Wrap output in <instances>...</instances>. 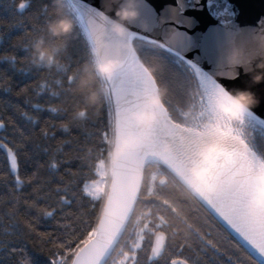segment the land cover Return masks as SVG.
Segmentation results:
<instances>
[{
  "label": "trees",
  "instance_id": "16d2710c",
  "mask_svg": "<svg viewBox=\"0 0 264 264\" xmlns=\"http://www.w3.org/2000/svg\"><path fill=\"white\" fill-rule=\"evenodd\" d=\"M7 2L0 0V5L4 4V9L0 10V48L3 47V41L5 47L26 43V50L21 48L18 54L21 63L14 67L17 71L22 66L30 69L33 79L9 72L13 67L11 60H7L0 68V72L7 74L8 81L0 85V228H10L8 233L0 231V238L6 246L25 248L26 255L31 259L34 253L47 254L39 253L36 247H48L47 244L41 245L38 238V234L44 233L45 240L50 238L56 245H64L57 250L64 258L62 264H70L77 250L94 234L107 193L106 190L102 198L95 199L86 194L85 186L97 178L99 162L108 165V171L110 169L113 111L109 90L104 76L97 74L94 87L101 90L100 103L91 107L85 104L82 93L73 91L81 66L85 62L94 64L98 58L92 44L86 43L82 34L84 29L78 27L74 10L67 0H61L58 5H54L52 0H45L51 14L43 18L32 8L22 16L9 11ZM57 9L60 14L72 19V34L57 38L47 31V21L57 15ZM20 21L23 22L22 27L18 24ZM28 26H35L37 30L32 31ZM40 38L49 45H61L66 41L58 50L57 63L51 67L37 65L29 58L33 44ZM135 48L155 77L163 104L167 102L166 106L176 116L177 102L184 103L185 98L195 91L190 71L178 66L173 62L176 58L158 47L139 41L135 43ZM156 56L175 71L169 73L167 79L162 77L160 80L150 69V65L157 64V60L153 59ZM67 63L73 65L68 74L75 72L69 93H61L59 99L53 102L57 108L55 113L38 119L41 114L31 106L36 102L35 95H18L20 88L24 84L35 86L40 77L48 73H51L48 81H52L53 77L64 76L62 66ZM56 88L52 83V87H45L41 95L47 100ZM80 107L87 108V115L83 118L75 115ZM110 108L111 116L108 114ZM52 123L56 127L53 129L49 126V136L45 138L42 129ZM241 130L253 150L264 155V140L257 138L253 141V132L247 123ZM105 131L107 135H104ZM52 132H55L54 137ZM2 145L11 151L9 156L3 152ZM153 167L160 166L153 165L147 170ZM173 181L184 194L187 193ZM149 185L147 181L126 231L134 226L133 220L142 218L145 211L153 209V205L157 204L159 196L154 198V193L151 195ZM137 226L140 228L142 224Z\"/></svg>",
  "mask_w": 264,
  "mask_h": 264
},
{
  "label": "snow or ice",
  "instance_id": "6c2138e0",
  "mask_svg": "<svg viewBox=\"0 0 264 264\" xmlns=\"http://www.w3.org/2000/svg\"><path fill=\"white\" fill-rule=\"evenodd\" d=\"M67 3L74 10L78 27L84 29L82 34L86 38V43L90 44L93 39L97 41L101 39L109 20L102 10H98L100 6L91 0H67ZM7 5L9 11L21 16L30 8L42 18L51 14L45 0H8ZM147 6L154 15L160 14L149 0ZM197 7L203 8L199 0H176L174 11L182 19L166 21V24L174 25L176 29L181 30L176 34L183 37L181 41L183 51L172 50L167 45L162 47L176 58L174 63L190 70L194 78L195 91L190 97L185 98L184 103L177 102L176 116H173L172 111L166 106L167 102L165 104L150 102V97L156 92V81L146 68L142 66L137 85L132 88L117 86L112 75L115 70H110L105 82L112 86L110 95L114 96L118 115L117 133L119 137L129 141L121 155L138 163H143L145 159L151 157L162 167L178 175L213 208L226 225H231L244 233L252 229L245 242L252 240L255 250L264 257V233L260 231L264 228V207L257 202L264 197V155L253 150L241 130L247 123L252 129L253 141L257 138L264 140V114L244 110L241 112V120L232 121L218 111L217 102L229 100L227 90L236 87L237 82L247 74L240 71L235 77L214 78L208 71L213 67L216 43L222 36L234 37L236 32L228 27L231 21L224 18L220 21L224 27L223 32L216 30L208 36L198 35L195 28L200 21L196 17L185 15L187 9ZM2 9L4 4L0 5V10ZM85 11L95 14L89 15L86 23ZM164 11L173 12V8ZM218 15L230 16L229 7L224 5ZM18 24L23 26L22 21ZM28 27L32 31L37 30L35 26ZM256 27H264V15L259 16ZM129 35L134 39H148L149 42H155L148 34L130 33ZM8 36L10 39V31ZM21 48L26 50V43L9 44L5 47L3 41V47L0 48V65H2L0 68L7 60H11L13 67L8 71L27 76L31 80L33 77L30 75V69L22 66L17 71L14 67L15 64L21 63L18 60ZM134 59L129 62H133ZM72 67L71 63H67L62 66L64 76L53 77L52 81H48V76L51 75L48 73L40 77L35 86L24 84L20 88L18 95L21 93L25 96L35 95L36 102L31 106L41 114L38 119H43L49 113H55L57 108L53 102L59 99L61 93L65 95L69 93L75 76V72L68 74V70ZM76 70L78 71V66ZM6 75L0 72V85L7 84ZM52 83L57 88L53 89L49 98L45 100L41 92L45 87L51 88ZM261 99L264 100V94L261 95ZM153 113L159 115L153 117ZM108 114L112 115L111 108ZM49 126L53 129L56 127L54 123L46 124L42 129L45 138L49 136ZM51 135L54 137L55 132ZM104 135H107L106 131ZM0 231L8 233L10 228H0ZM45 235L40 233L38 238L41 240V245L47 244L48 247H36L39 253L47 254L34 253L31 259L26 255L25 248L6 246L5 241L0 238V264H62L64 258L57 249L64 245H56L50 238L45 240Z\"/></svg>",
  "mask_w": 264,
  "mask_h": 264
},
{
  "label": "water",
  "instance_id": "95a60500",
  "mask_svg": "<svg viewBox=\"0 0 264 264\" xmlns=\"http://www.w3.org/2000/svg\"><path fill=\"white\" fill-rule=\"evenodd\" d=\"M91 2L100 6L98 10H102L103 14L108 17L109 22L105 25V31L110 23V16L112 13L106 15V6L102 0H91ZM149 3L156 8V11L160 13L159 15H154L149 11V7L147 6L148 0H143V3H141V0H132L131 6L136 8L139 15L135 19L129 21L130 28L127 35L124 38L116 36L110 37V46L100 49L99 52H95L98 60L101 58L119 59L120 63L112 73L117 86L128 88L135 87L139 80L142 66L151 73L136 51V42L140 41L149 46L158 47L171 56H173L172 53L165 51L162 45H167L170 49L175 51H183L181 45L183 37L176 34L181 30L176 29L174 25L166 24V21L170 19L179 20L182 18L176 12L164 11L167 8H175L176 0H149ZM199 4L203 5V8H189L185 13V15L196 17V19L200 21L195 28L198 35L208 36L216 30L223 32L224 27L220 24V21L224 18L231 21L228 27L232 28L231 30L233 32H236L234 37L222 36L215 45L216 52L213 67L208 69L215 78L219 77V75H217L219 70H227L232 67V65L229 64V58L237 47L243 48L245 52L252 50L254 46L251 39L252 30L253 27L257 26L259 16L264 15V0H199ZM96 5L91 6L96 7ZM209 5H211V7ZM224 5L229 7L231 15L228 17H221L218 15ZM118 6L119 3L111 4L113 10ZM89 15L94 16L95 14H89L85 11V23ZM130 33H136L137 35L148 34L155 42H149L148 39H134L129 35ZM98 41L93 39L91 42L94 49L98 48ZM123 42H126L129 46H122ZM132 58H135L134 61L129 62ZM237 71L238 73L240 71L244 72L243 68L239 67H237ZM108 76L109 75L104 76L105 81ZM106 84L110 94L112 86L108 83ZM243 88H250L256 94L258 103L253 105L251 109L238 108L235 112L227 113L219 107L218 101L217 109L223 116H229V119L233 118L235 121H239L241 120V112L244 110L264 114V100L261 99V95L264 94V82L254 84L250 81L249 76L246 75L237 82L236 87L230 88L227 91L229 93V91ZM110 101L113 111V144L110 156L109 186L95 232L91 238L77 250L70 264H105L109 260L135 212L136 205L143 189L146 168L150 165L162 167L160 163L154 161L151 157L145 159L143 163H138L135 160L125 159L121 155L129 141L118 136V115L116 113L114 96L110 95ZM150 102L154 104H163L157 82L156 92L150 97ZM152 115L155 117L158 116L159 113H153ZM138 118H142V116H138ZM2 149L5 155L9 156L11 154V151L6 146H3ZM162 168L167 170L187 191H189L202 206L257 261H259L260 264H264V257L259 255L255 250L254 242L252 240H248L247 243L245 242L247 235L251 233L252 229L244 233L238 231V229L231 225H226V223L222 222L213 208L188 187L178 175L165 167ZM161 180L163 181L160 182L162 185L166 179L162 178ZM257 202L261 207H264V197ZM260 231L264 233V228H261Z\"/></svg>",
  "mask_w": 264,
  "mask_h": 264
},
{
  "label": "flooded vegetation",
  "instance_id": "af4514ba",
  "mask_svg": "<svg viewBox=\"0 0 264 264\" xmlns=\"http://www.w3.org/2000/svg\"><path fill=\"white\" fill-rule=\"evenodd\" d=\"M165 178L163 182L161 179ZM167 170L153 167L144 181L157 198L133 220L107 264H257V260ZM161 193V194H160ZM139 223L142 226H137ZM260 264V263H259Z\"/></svg>",
  "mask_w": 264,
  "mask_h": 264
},
{
  "label": "clouds",
  "instance_id": "9594fccd",
  "mask_svg": "<svg viewBox=\"0 0 264 264\" xmlns=\"http://www.w3.org/2000/svg\"><path fill=\"white\" fill-rule=\"evenodd\" d=\"M61 0H52L54 5L60 4ZM105 3V13H112L110 23L107 29L103 32L102 38L98 41V48L94 52H99L100 49L110 46V37L116 36L124 38L129 32V21L135 19L139 13L136 8L132 7V0H102ZM112 3H119V6L114 10L111 8ZM173 13H175L173 8ZM163 19V18H162ZM47 31L53 37H64L73 33L74 23L71 18L59 13L47 21ZM253 48L249 52H245L243 48L237 47L229 58V64L232 67L227 70H219L217 75L231 78L238 75L237 67L243 68L244 72L249 76L252 83L258 84L264 82V27H253L252 36ZM61 45H49L43 38L36 40L32 46V51L29 58L37 65L43 64L51 67L58 61V50ZM124 47L129 45L123 42ZM120 61L118 58H101L94 64L85 62L79 71L73 91L83 94L84 102L88 107L98 105L100 103L101 90L94 87V82L97 74L107 76L110 70H114ZM229 100H221L218 102L219 107L227 112H235L238 108L251 109L253 105L258 103L256 94L250 88L235 89L229 91ZM76 117L83 118L87 115V108L80 107L76 110Z\"/></svg>",
  "mask_w": 264,
  "mask_h": 264
},
{
  "label": "rangeland",
  "instance_id": "374dc122",
  "mask_svg": "<svg viewBox=\"0 0 264 264\" xmlns=\"http://www.w3.org/2000/svg\"><path fill=\"white\" fill-rule=\"evenodd\" d=\"M153 59L157 60V64L150 65V69L154 73V75L161 80L163 77L167 79V76L171 72H175L174 69L166 62L159 61L158 57H153ZM109 185V171L108 165L104 164V162H99L97 168V178L85 186V192L87 195L99 199L104 196L106 190H108Z\"/></svg>",
  "mask_w": 264,
  "mask_h": 264
}]
</instances>
